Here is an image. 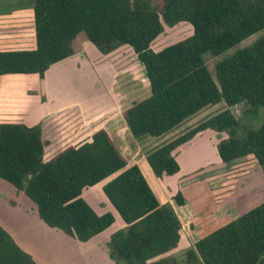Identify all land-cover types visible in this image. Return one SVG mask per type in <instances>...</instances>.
<instances>
[{"label":"trees","instance_id":"obj_1","mask_svg":"<svg viewBox=\"0 0 264 264\" xmlns=\"http://www.w3.org/2000/svg\"><path fill=\"white\" fill-rule=\"evenodd\" d=\"M36 47L1 50L0 76L37 73L74 53L80 32L103 54L132 47L145 69L150 95L123 110L131 135L161 136L203 108L223 101L226 108L146 155L153 173L172 175L180 166L172 151L202 130L226 131L217 152L223 162L252 155L264 166V34L215 66L204 54L218 56L264 30V0H31ZM187 22L192 34L154 51L164 30ZM243 103L262 111V123L236 136L238 119L230 108ZM68 115V114H67ZM49 143L39 125L0 122V179L23 192L48 226L85 242L115 220L98 214L81 197L84 188L107 179L102 191L124 221L110 235V256L123 264H179L162 256L175 248L181 222L170 204L161 203L140 167L128 165L108 132L100 128L90 141L69 145L45 158ZM241 197L238 216L199 238L186 252L197 264H264V188ZM172 199L184 205L179 190ZM0 264H37L0 224Z\"/></svg>","mask_w":264,"mask_h":264},{"label":"crops","instance_id":"obj_2","mask_svg":"<svg viewBox=\"0 0 264 264\" xmlns=\"http://www.w3.org/2000/svg\"><path fill=\"white\" fill-rule=\"evenodd\" d=\"M150 46L152 48V43ZM35 47L32 3L25 0H0V51ZM149 95L150 84L145 69L131 46L123 44L103 54L91 42L77 44L75 38L74 53L51 64L42 78L37 73L0 76V122L22 123L29 127L40 125L43 138L49 141L45 146V158L69 145L77 146L90 141L95 131L105 129L125 156L128 165L137 164L140 167L157 197V191L162 190L165 183L164 186L173 187L171 195L180 190L186 198L184 205L174 204L173 199L170 201L181 222L178 244L168 251L172 252L179 247H192L195 241L207 233L202 232V223L197 226L194 221H183V210L190 211L188 215L192 220H200L204 213L200 215L194 211L196 206L191 204L188 195L183 191L182 183L190 177L208 171L207 176L201 177L202 179L192 180L198 190L201 181L217 176V167L225 166L227 169L228 164L239 160L246 163V159L253 156L247 155L223 162L217 152L216 138L210 136L212 130L206 129L172 151L180 166L176 173L156 176L146 160V155L171 140L168 138L173 133L149 135L150 137L145 135L136 139L131 135L122 115L123 110L133 101H139ZM250 163L242 167L244 169L238 179L227 181L230 187L239 180L241 189L264 188V166L255 159ZM242 182L246 187L243 188ZM7 184L5 185L12 188L11 194L8 195L17 198V206L13 209L5 207L1 202L0 205L3 204L2 207L6 211L17 210L18 196L22 192H16L9 183ZM230 187L224 188L227 191ZM103 196L106 197L104 193ZM159 200L164 203L162 199ZM217 200L211 218L217 221L225 219V224L238 216V207L233 196L226 193ZM108 203L109 208L101 212L91 207L98 214L111 212L115 220L107 229L112 228L115 231L118 227L125 226V223L109 200ZM232 213L235 215L230 216ZM0 224L9 232L2 222Z\"/></svg>","mask_w":264,"mask_h":264},{"label":"rangeland","instance_id":"obj_3","mask_svg":"<svg viewBox=\"0 0 264 264\" xmlns=\"http://www.w3.org/2000/svg\"><path fill=\"white\" fill-rule=\"evenodd\" d=\"M26 1L31 3V0H25V2ZM151 3L156 9H161L164 0H151ZM192 32V26L187 22H179L172 27L164 25L163 32L152 41V49L155 51L158 50V48H163L164 46L177 42L191 35ZM263 34L264 30L255 33L242 40L235 47L218 56L210 55L208 52L205 53V63L212 76L215 78V66L219 60L225 58L240 48L250 45ZM76 42L77 44H81L82 42L90 43L83 32H80L77 35ZM226 107V104L221 101L214 105L203 108L195 115L183 121L172 131H169L173 134H171L168 139L172 140L176 138L180 134L188 131L195 125L220 112ZM230 109L239 121L238 127L236 128V136L238 137L245 136L249 130L259 127L262 123L261 110L257 114L248 112L246 110V106L243 103L237 104ZM210 133L211 137L215 136L217 141L216 143L228 138V133L226 131L212 130ZM147 137L150 136L148 135ZM246 160V163H241L240 160L232 162L226 166L227 169H225V166L217 167L215 169L217 171V176L203 182L201 181V184L198 185V190L193 184L195 181L192 180L197 178L202 179L201 177L207 176L208 171L186 179V181L182 183V187L184 188L183 191H185V193L188 195L191 204L196 206L194 211L196 213L198 212V214L200 213V215L204 213V217L200 220H192L193 218L188 215V212L190 211L183 210L181 212L183 221H194L196 223L195 225L197 226L199 223H202V232H207L206 234H209L210 232L224 225L223 222L226 221L225 219L217 221L211 218L213 206L215 205L216 201H218L217 199H219L221 196L223 197L227 193L233 196L235 204H237L239 201H241V197H252L253 187L251 189L244 188L246 186L244 182H242L241 184L243 185L244 189H241L239 180H236L235 185L230 187V184L227 182L230 179H238L244 169L242 167L251 164L250 162L254 160V157L249 159L247 158ZM225 172L227 173L225 174ZM108 179L104 181H107ZM104 181H102L97 186L86 187L81 192V197L100 212L109 208L110 205L106 197L103 196L101 185H103ZM3 183L8 185L6 182ZM3 183L0 182V202L4 203L5 207L8 206L14 209L17 206V198L8 195L11 194L12 188L6 186ZM164 184L165 183L162 185L163 189L157 191V194L158 197L164 201V204H170V201L173 197V195H171L173 187H171V185H167L166 187ZM228 186L230 188H228L226 191L224 187ZM247 189L248 191H245ZM172 202L175 204L173 200ZM2 205L3 204L0 205V223L2 222L4 226L8 228L10 234L18 243V245L28 252L37 262V264H123L121 262L117 263V261H115L109 253L108 241L110 239V235L114 232L112 228L95 235L88 241L82 242L74 237L68 236L58 228L46 225L39 218L34 203L30 201L23 192L18 196L17 210L8 209V211H6ZM234 215L235 214L232 213L230 216ZM193 216L195 217L196 215ZM123 227L125 226H120L118 229ZM190 228L193 227L190 226ZM190 248L179 247L172 252L164 253L162 256L174 257L179 264H197V262H188L186 259V252Z\"/></svg>","mask_w":264,"mask_h":264}]
</instances>
